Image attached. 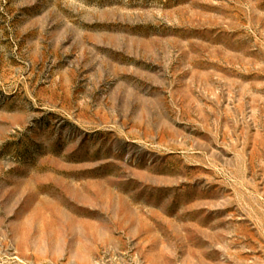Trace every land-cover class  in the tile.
Segmentation results:
<instances>
[{"label": "rangeland", "instance_id": "obj_1", "mask_svg": "<svg viewBox=\"0 0 264 264\" xmlns=\"http://www.w3.org/2000/svg\"><path fill=\"white\" fill-rule=\"evenodd\" d=\"M0 264H264V0H0Z\"/></svg>", "mask_w": 264, "mask_h": 264}]
</instances>
